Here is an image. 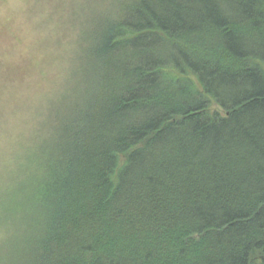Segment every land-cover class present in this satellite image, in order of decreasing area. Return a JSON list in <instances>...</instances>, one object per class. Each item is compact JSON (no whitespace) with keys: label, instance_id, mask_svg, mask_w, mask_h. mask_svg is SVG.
<instances>
[{"label":"trees","instance_id":"trees-1","mask_svg":"<svg viewBox=\"0 0 264 264\" xmlns=\"http://www.w3.org/2000/svg\"><path fill=\"white\" fill-rule=\"evenodd\" d=\"M107 1L0 264H264V0Z\"/></svg>","mask_w":264,"mask_h":264},{"label":"rangeland","instance_id":"rangeland-1","mask_svg":"<svg viewBox=\"0 0 264 264\" xmlns=\"http://www.w3.org/2000/svg\"><path fill=\"white\" fill-rule=\"evenodd\" d=\"M112 8L107 0H0V193L19 181L23 156L61 103L75 99L86 36Z\"/></svg>","mask_w":264,"mask_h":264}]
</instances>
